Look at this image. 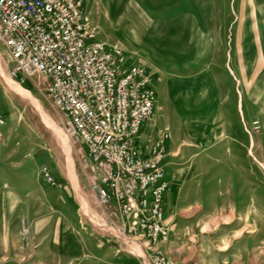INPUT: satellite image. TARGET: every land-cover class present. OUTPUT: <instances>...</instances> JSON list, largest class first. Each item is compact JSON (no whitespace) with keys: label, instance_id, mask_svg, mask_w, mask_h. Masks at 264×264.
<instances>
[{"label":"rangeland","instance_id":"374dc122","mask_svg":"<svg viewBox=\"0 0 264 264\" xmlns=\"http://www.w3.org/2000/svg\"><path fill=\"white\" fill-rule=\"evenodd\" d=\"M83 2L98 38L118 43L153 79L156 107L142 140L153 142L167 133V152L172 147L202 153V169L214 178L203 179L201 186H212L215 206L230 203L236 185L254 188V224L244 228L254 253L239 254V264H264V0ZM0 55L9 75L1 41ZM12 79L29 89L66 133L63 115L39 87V77ZM194 106L197 113L190 111ZM206 106L216 117L209 131L203 130ZM0 117V264H152L148 241L123 235L99 206L81 146L68 136L78 192L60 142L31 101L5 89L1 74ZM246 128L255 140L249 165L230 147L232 138L248 139ZM166 164L167 172L174 171L171 157ZM84 201L91 212L83 210ZM102 222L119 228L123 237L106 231ZM213 228L231 232L218 223ZM124 238L138 242L143 252H135Z\"/></svg>","mask_w":264,"mask_h":264},{"label":"built area","instance_id":"2783aa9c","mask_svg":"<svg viewBox=\"0 0 264 264\" xmlns=\"http://www.w3.org/2000/svg\"><path fill=\"white\" fill-rule=\"evenodd\" d=\"M0 41L9 75L39 77V87L63 115L105 213L125 235L148 241L152 264H175L162 248L169 240L168 134L142 140L157 100L146 67L130 62L118 43L98 38L83 0H0Z\"/></svg>","mask_w":264,"mask_h":264},{"label":"crops","instance_id":"0c3cea01","mask_svg":"<svg viewBox=\"0 0 264 264\" xmlns=\"http://www.w3.org/2000/svg\"><path fill=\"white\" fill-rule=\"evenodd\" d=\"M176 85L173 82L172 88ZM187 85L189 91H194L196 86L193 83ZM197 110L196 106L190 107L192 113H197ZM204 112L207 118L203 130H212L211 124L216 119L212 117L213 109L206 106ZM224 114L222 111L219 112L221 118ZM184 119H188V116ZM245 130L249 133L248 139L232 138L230 147L234 153L241 154V158L249 165L255 140L249 130L247 128ZM174 144H177L176 139ZM168 157L172 158L174 171L166 170L169 188L165 193L164 215L165 223L169 228V240L162 245L166 257L175 264H223L224 262L230 264L232 259V264H239L241 254L242 256L253 254V240L249 234H246L244 228L254 224V188L249 184L236 185L233 187L232 201L215 206V192L212 186H201L203 179L214 178L213 173L204 172L202 169L204 155L193 148L179 152L169 147ZM251 175H254L253 171ZM186 183H190L189 192L185 189ZM185 196H188L187 199L182 200ZM215 223H218L219 227H226L224 228L226 232L229 230L231 232L223 234L222 229L219 232L218 229L213 228ZM203 225H207L208 230H202ZM120 250L121 247L116 251L119 253Z\"/></svg>","mask_w":264,"mask_h":264},{"label":"bare ground","instance_id":"6f19581e","mask_svg":"<svg viewBox=\"0 0 264 264\" xmlns=\"http://www.w3.org/2000/svg\"><path fill=\"white\" fill-rule=\"evenodd\" d=\"M0 74H1L2 82L4 84L5 89H7L8 91H14V92L20 94L22 97H24V98L28 99L29 101H31L35 105V107L37 108L39 113L41 114V116H42L43 120L45 121V123L52 130L53 134L56 136V138L60 142V144L62 146V149H63V151H64V153L66 155L68 176H69L70 180L72 181L73 186L79 192L78 178H77V174L75 172L74 165H73L72 146H71V143H70L68 135L58 125V123L55 120H53L47 114V112L44 110L43 106L41 105L40 101L33 95V93L29 89H27L24 85L14 81L9 75H7L4 63L2 62L1 55H0ZM81 196H83V195H81ZM82 206H84L83 210H86V212H89L90 207H89L87 201H84ZM90 212H91V210H90ZM101 226L103 228H105L107 231H109V232H111V233H113L116 236H119L121 238L123 237L121 235V232H122L123 235H125L122 230L120 232L119 228H117L115 226H112V225H109L108 223L102 222ZM207 228H208V226L206 225V229ZM124 239H125V243L130 245L135 252H137V253H142L143 252L142 246L138 242H135V241L132 242L131 240H128L127 238H124Z\"/></svg>","mask_w":264,"mask_h":264}]
</instances>
